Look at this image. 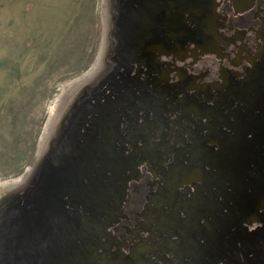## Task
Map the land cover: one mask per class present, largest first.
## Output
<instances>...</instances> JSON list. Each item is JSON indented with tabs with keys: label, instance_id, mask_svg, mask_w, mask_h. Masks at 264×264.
Returning <instances> with one entry per match:
<instances>
[{
	"label": "rangeland",
	"instance_id": "obj_1",
	"mask_svg": "<svg viewBox=\"0 0 264 264\" xmlns=\"http://www.w3.org/2000/svg\"><path fill=\"white\" fill-rule=\"evenodd\" d=\"M242 3L0 0V264H264Z\"/></svg>",
	"mask_w": 264,
	"mask_h": 264
},
{
	"label": "flooded vegetation",
	"instance_id": "obj_2",
	"mask_svg": "<svg viewBox=\"0 0 264 264\" xmlns=\"http://www.w3.org/2000/svg\"><path fill=\"white\" fill-rule=\"evenodd\" d=\"M250 2H253V4H252L254 7L253 10H251L250 12H246L245 14H242L241 16H238V18L237 17H235V18L236 19L248 18V20H250L252 23L248 22L249 25H246L247 27H240L236 24L235 19L233 17L231 19L232 21L230 23V30L231 31L228 30L226 32L225 36L232 38V36L237 35L238 37H240V36H242V33H243L242 43H244L245 46H256L257 40H259V38L257 39V37L255 36V32L253 30H251V27L252 28L254 27V29H256L254 24L255 23L260 24V22H261L260 17L263 16L261 14V12L259 11L258 12L259 14L256 15L257 8H259L257 6L260 4L261 0H253V1L252 0H243V3H242L243 9L242 10H244V9L246 10L249 7ZM233 30H234V32L232 33ZM255 37H256V40H255ZM251 40H253V41H251Z\"/></svg>",
	"mask_w": 264,
	"mask_h": 264
},
{
	"label": "trees",
	"instance_id": "obj_3",
	"mask_svg": "<svg viewBox=\"0 0 264 264\" xmlns=\"http://www.w3.org/2000/svg\"><path fill=\"white\" fill-rule=\"evenodd\" d=\"M140 180V179H139ZM139 180H135V179H130L128 182H129V189H130V196L134 193V192H136V190H135V187L136 186H138V181ZM130 184H131V187H130ZM129 196V197H130ZM128 197V198H129ZM127 198V200L124 202H122L121 203V206H122V208H123V214L125 213V217H123L124 218V221L126 220V223H132V221L133 220H135L136 218H137V214H138V211H137V209H135V208H133V209H135V211L134 210H131V208H130V202L131 201H129V199ZM142 201V199L141 198H137L135 201H133L134 203H136V204H139L140 205V202ZM143 203V202H142ZM142 205V204H141ZM130 211H133L132 212V217H130L129 215H130Z\"/></svg>",
	"mask_w": 264,
	"mask_h": 264
}]
</instances>
